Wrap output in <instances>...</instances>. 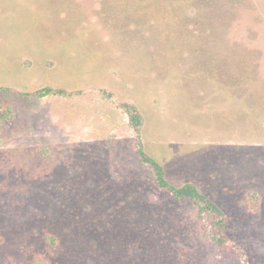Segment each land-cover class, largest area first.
I'll return each instance as SVG.
<instances>
[{
	"label": "rangeland",
	"instance_id": "374dc122",
	"mask_svg": "<svg viewBox=\"0 0 264 264\" xmlns=\"http://www.w3.org/2000/svg\"><path fill=\"white\" fill-rule=\"evenodd\" d=\"M210 2L224 16L213 18L214 39L201 55L187 50L175 59L167 41L150 44L156 55L131 50L124 31L170 30L192 10L0 0V264H54L59 249L40 238L42 222L65 226L82 173L115 178L141 166L125 102L142 112L145 149L168 180L195 181L219 202L226 232L251 264H264V0ZM141 13L149 25L134 22ZM212 70L218 78L210 81ZM46 86L67 94H33ZM246 196L257 197L253 209ZM193 206L183 203L181 217L188 220ZM189 246L171 264H238L231 250Z\"/></svg>",
	"mask_w": 264,
	"mask_h": 264
},
{
	"label": "trees",
	"instance_id": "16d2710c",
	"mask_svg": "<svg viewBox=\"0 0 264 264\" xmlns=\"http://www.w3.org/2000/svg\"><path fill=\"white\" fill-rule=\"evenodd\" d=\"M109 1L110 5L107 6L106 0L109 11L153 10L166 5L170 9L195 12L194 15L187 12L189 19H176V25L170 30L157 28L149 35L147 31L151 24L148 16L145 13H141L142 17L133 16L136 24L150 25L144 31L141 28L129 30L128 34L123 30V42L131 50L143 55H156L150 51V44L167 41L166 54L169 57L176 59L187 50L199 56L205 41L214 39L215 34L211 28L214 16L224 19L221 11L216 15L215 3L211 0ZM118 27L121 28L120 25ZM122 35L119 33L118 37L123 38ZM114 40L117 42L118 38L114 37ZM207 74L210 81L218 78L214 70ZM221 80H225L223 75ZM0 90L3 88L0 87ZM33 94L45 97L66 95L67 91L46 86ZM123 108L137 132L135 148L141 166L130 169V173L123 174L122 171L115 178L96 170H85L82 173L78 178L80 182L76 185L74 201L68 195L64 207V218L67 221L65 226L42 222L44 234L40 238L50 244L53 250L59 249V254L51 253L53 263L171 264L173 257L177 259L182 256L185 246L191 249L189 243L197 241L235 252L238 264H251L248 249L226 232L229 216L223 206L205 193L195 181L179 186L170 182L165 167L145 149L141 138L144 116L139 107L125 102ZM147 171H150V175ZM256 198L246 196L244 205L253 209ZM183 203L194 205L188 220L181 217L180 206ZM59 228L63 230L60 232Z\"/></svg>",
	"mask_w": 264,
	"mask_h": 264
}]
</instances>
